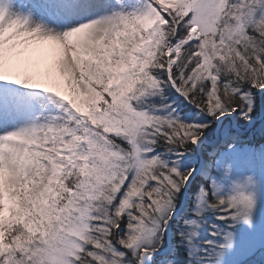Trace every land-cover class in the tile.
<instances>
[{
    "label": "snow or ice",
    "instance_id": "snow-or-ice-1",
    "mask_svg": "<svg viewBox=\"0 0 264 264\" xmlns=\"http://www.w3.org/2000/svg\"><path fill=\"white\" fill-rule=\"evenodd\" d=\"M0 264H264V0H0Z\"/></svg>",
    "mask_w": 264,
    "mask_h": 264
},
{
    "label": "trees",
    "instance_id": "trees-1",
    "mask_svg": "<svg viewBox=\"0 0 264 264\" xmlns=\"http://www.w3.org/2000/svg\"><path fill=\"white\" fill-rule=\"evenodd\" d=\"M257 138H259V137H257Z\"/></svg>",
    "mask_w": 264,
    "mask_h": 264
}]
</instances>
